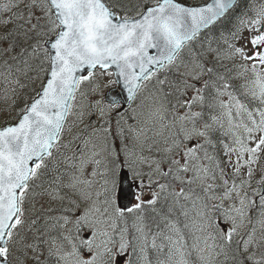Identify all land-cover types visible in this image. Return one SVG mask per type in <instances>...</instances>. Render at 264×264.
Segmentation results:
<instances>
[{
  "label": "snow or ice",
  "instance_id": "snow-or-ice-1",
  "mask_svg": "<svg viewBox=\"0 0 264 264\" xmlns=\"http://www.w3.org/2000/svg\"><path fill=\"white\" fill-rule=\"evenodd\" d=\"M135 9L136 15H129L124 0L0 3V46L8 45L0 47V87L8 114L22 94L35 92L16 122L0 127V264H53L52 258L54 264H152L149 247L167 248L166 259L156 264H217L221 255L225 264L229 258L245 264V253L251 264H264V253L256 259L249 251L264 242V4L245 8L244 0L200 5L139 0ZM231 19L237 22L227 34L221 32L217 46L209 38L205 48L198 39L202 30ZM224 60L232 62L225 66L227 73L239 69L234 78L244 80L243 95L255 102L254 110L230 91L233 77L217 71ZM105 76L115 79L102 83ZM113 85H122L127 96L102 92ZM149 88L152 109L143 126L128 125L134 145L129 147L120 111ZM208 93L214 94L207 107L220 111L204 119L193 109L205 105ZM93 115L100 123L89 122L86 128L92 131L82 139L73 129ZM217 131L230 138L223 147L233 169L231 183L209 152L216 147ZM145 149L151 155L145 156ZM254 165L259 166L255 187ZM243 169L247 179L237 183ZM217 170L224 186L219 204L211 203L218 197L209 183L217 179ZM124 178L131 179L129 191L133 184L136 190L131 191L133 203L122 206ZM193 184L205 197L192 199ZM162 196L180 205L185 217L189 213L180 201L192 200L195 262L178 221L166 225L168 234L149 238L143 213L155 211ZM225 200L231 201L227 208ZM254 209L259 210L256 222L230 257L234 237L246 218L252 223ZM55 211L59 215H45ZM129 214L134 234L127 227ZM41 219L43 227H36ZM158 237L167 244H158Z\"/></svg>",
  "mask_w": 264,
  "mask_h": 264
},
{
  "label": "rangeland",
  "instance_id": "rangeland-1",
  "mask_svg": "<svg viewBox=\"0 0 264 264\" xmlns=\"http://www.w3.org/2000/svg\"><path fill=\"white\" fill-rule=\"evenodd\" d=\"M10 26H12V25H10ZM245 35H248V33L245 32ZM195 47H196V49L198 51L201 50V45H198V46L195 45ZM204 47L205 48L207 47V42L205 43ZM187 57H188V51L186 52V55L184 56V58L187 59ZM204 58L207 61H211L212 60V57L210 55H208V54H205ZM237 63H239V61H237ZM223 65L224 66H221V65L217 64L216 68L217 69H222V73H224L226 76L233 77L232 79H229V83L234 82L237 85V87H239V91L242 92V94H243V89L241 88V85L244 83V80L241 79V78H234V77H237L239 69L233 68L231 73H227L225 71V66L226 67H232V62L228 61V60H224L223 61ZM208 66H212V64L209 63ZM109 71L111 72V70H109ZM109 79H115V78H114V76L113 77L105 76V77H103L102 83H107L109 81ZM114 87H116V85H113L110 88H103L102 92L106 94L111 88H114ZM230 91H232L234 95H236L239 99H241L240 95L238 93H236L235 90L232 87L230 88ZM150 92H151V88L143 90L140 93V98H139L138 101H135L134 104L131 105L130 107H128L127 109L123 108L120 111V115H122L124 117V119L121 121V126L124 129L126 136L129 137V140H128L129 147H132L134 145H133V142L131 140L132 133L128 132V130H127L128 125H132L133 127L143 126V121L148 119V113L151 111L152 104H153ZM213 94L214 93H208L207 94L208 95V99H207V101H206V103H205V105L203 107L196 106L193 109V111H201V112H203L204 119H208L210 115L218 114L219 111H220L218 107L217 108H213V109H209L207 107V104L212 102V95ZM97 95L100 96V94H97ZM222 99L227 101V96H224ZM6 108H7V106L0 104V117L4 118V117L9 116L8 112L6 111ZM253 110H254V108H253ZM183 111L184 110L182 109L181 113ZM170 118L171 117H169V119ZM89 122H91L93 124V126H95V125L100 123L99 119L95 115L90 116V117H86L85 123L84 124H79L77 127H75L73 129V132L74 133H80L82 139L83 138H87V133L92 131V128H90V127L86 128V125ZM149 135H151V133H149ZM68 138H69L68 136H65V139H68ZM214 140L216 141V147H215V149L210 148L209 152H210V154H214V155H216L218 157V162H220L222 164V166L225 168V171L228 174V179H229V181L231 183V181L234 178L233 169H232L231 165L228 164V159L229 158H228V156L225 155V149L223 147V145L225 143H230V138L226 137V136H223L221 134V132L217 131L216 133H214ZM77 144H79V141H77ZM116 144H117L118 147L120 146V142L119 141ZM144 155L148 156V155H151V154L147 151V149H145L144 150ZM235 162H236V158H235V156H233L232 157V163L234 164ZM205 163H208V162L205 161ZM253 167H255L257 169V174H256L255 178L253 179V187H255L256 186V181L259 179V166L254 165ZM143 171L144 172H148L149 171V169H148V167L146 165L143 167ZM246 171H247L246 169H243L242 170V175L240 177H235L237 183H239L240 179H247ZM161 182H164V181H161ZM144 183H145V185L148 184V181H147L146 178H145ZM209 183H213L214 184V192H215L216 196L218 197L217 200L211 201V203L219 204L221 202V200L219 198H222V196H223L224 186H223L222 180L219 178L218 170H217V179L214 182L213 181H209ZM153 187H155V185H153ZM191 187L194 190V195L192 196V199H195L196 195H199L200 197H205V193L204 192L201 193L202 192V188H201V186L199 184H193ZM175 188H176V191H179L180 190L179 184H176ZM196 188L197 189H201V191H196L195 190ZM135 189H136V186H135ZM185 190L187 191V186L185 187ZM150 195L151 194L147 191V189H145V197L146 198H150ZM168 198H170V197H168ZM44 203H45V207L47 208V206H48L47 198H45ZM223 203H224V207L227 208L228 205L231 203V201L225 200V201H223ZM180 204L184 205L185 210H187L188 213H189L188 217L185 218V220H184L183 224L181 225V227H183L186 223L190 224L189 229L192 231L191 225H192L193 219L195 218V210L192 207V200H181ZM39 207H40V205L37 204V209H39ZM52 207L53 208H58V205L54 203L52 205ZM258 211H259L258 209H254V210H252L249 213V217H250L252 223L250 224L248 222V219L246 218L245 222H244V227L239 229V235L234 237V238L241 239L242 236H245L246 233L248 231H250L251 227L256 222ZM128 219H131V226H132L134 217L131 214H129ZM169 222H175V221H173V220L166 221L164 223V227L161 230H158L157 233L168 234V229H167L166 225ZM123 226L124 225H120V227H123ZM127 227L129 229V233L130 234H134L133 227L131 229L129 227V224H127ZM256 228H257L256 239H257V241H260V237H261L260 225L256 224ZM196 234L199 235V233H196ZM152 235H155V234H152ZM152 235H149L150 239H151ZM157 243L158 244L159 243H164L166 245L167 241L162 240V237H158L157 238ZM209 243H211V241H209ZM201 246H203V245H201ZM249 251L250 252H255L256 253V259H260L261 253H264V242H261V246L260 247L250 248ZM166 253H167V248L166 247L161 252H157L155 249H152L151 247H149V249H148V255H149L150 260L152 261V264H154L153 260L155 262H157L158 259L159 260L166 259ZM217 258L218 257H216V260H217V263H218V259ZM132 259L135 262L136 257L133 256Z\"/></svg>",
  "mask_w": 264,
  "mask_h": 264
},
{
  "label": "trees",
  "instance_id": "trees-1",
  "mask_svg": "<svg viewBox=\"0 0 264 264\" xmlns=\"http://www.w3.org/2000/svg\"><path fill=\"white\" fill-rule=\"evenodd\" d=\"M185 4H191V5H195V4H201L206 2L207 0H179ZM3 0H0V3H2ZM139 2V0H124V3L126 5V7L128 8V14L129 15H136V9H135V5ZM261 4H264V0H244V6L245 8H250V7H259ZM254 13H252L251 11H249V15H253ZM8 15L10 14H6L4 16V19L8 18ZM238 15V13H237ZM237 21L235 19H231L229 21H225L224 23H218L215 26H212V28H210L209 30H207L203 36L199 37L198 39L202 42L205 43L207 42V39L211 38L213 39V47H216V43L215 40L219 38L221 32L227 34L228 30L232 29L235 25ZM9 28H11L12 26H8ZM2 29H0V34H2ZM11 42V39L10 41ZM200 45V43H196V46ZM7 43H5L4 45L0 46V47H7ZM17 51H19V49H17ZM187 49L184 50L183 53V57L186 55ZM15 54V53H13ZM2 63V62H0ZM217 71L222 73V69H217ZM45 79L47 77H44ZM0 81H2V77H0ZM232 85V88L235 90L236 93H238L240 95L241 100H243L245 103H251L253 105L254 108V101L249 100V98H246L242 92L239 91V87H237V85L234 82L230 83ZM36 88L39 87V85L35 86ZM83 87V86H82ZM2 94H3V88L0 87V104L7 106V104L4 102V100L2 99ZM32 95H35V92L29 90L27 93L22 94L18 99H17V103H16V107H15V111L12 112L11 115L7 116V117H0V127L5 126L6 124H13L16 122L15 120V116L17 114V112L19 111V109L21 107H23V104L25 101L30 100V97ZM99 96H93L92 99H98ZM140 98V95L138 96V98L135 101H138ZM118 117L115 116V114H113V119H112V126L115 127V120ZM71 122V121H70ZM118 142V140L116 141V143ZM196 191H201V189H195ZM203 193V191L201 192ZM58 209V208H57ZM171 209V211H170ZM45 215H52V216H56L59 215V211H55V212H46ZM143 217H144V221L143 223L147 226V230L149 231V235L152 234H156L158 230H161L164 227V223L168 220H173L175 222L178 221V226L180 227V229L182 230V233L186 239V242L188 244V251L191 253L190 255V259L192 261H196V253L192 250L191 245L194 242V237L192 234V231L189 228H185L184 226L181 227V225L183 224L184 220H185V216L182 213L181 207L178 204H175L174 201L172 200V198H167L165 199L163 196L161 197L160 201L158 202V204L155 206V211H153L151 208H146V210L143 213ZM41 223L44 224V220L41 219ZM127 224H129V227L132 229L131 226V219H128ZM190 226V224H189ZM61 230H57V231H53L51 233V235L56 236L58 235V232ZM219 242V241H218ZM240 242V239L234 238L233 240V244H232V251H230L229 255L231 257V255L235 252L236 250V245L237 243ZM247 254H244V257H242L245 260V264H251L250 261H247L246 259ZM241 257H238V259H240ZM218 263L217 264H225V258L223 255L218 256ZM154 264H156V262L153 260ZM226 264H234V261L229 258L226 262Z\"/></svg>",
  "mask_w": 264,
  "mask_h": 264
},
{
  "label": "water",
  "instance_id": "water-1",
  "mask_svg": "<svg viewBox=\"0 0 264 264\" xmlns=\"http://www.w3.org/2000/svg\"><path fill=\"white\" fill-rule=\"evenodd\" d=\"M208 2H210V1H208ZM179 3H181V2H179ZM181 4H184V3H181ZM184 5H186V4H184ZM205 30H207V29H203L202 32H204ZM152 54H155L154 50L152 51ZM109 70H113L114 71V69H109ZM121 88H122V85H117V87L109 90L107 93H111V92L115 91L118 95H122V96L126 97L127 96V92L126 91H121ZM132 103H126L124 106L128 107ZM122 183H123V188H124V194L121 197L120 204L122 206L131 205L133 203V197L131 196V191H135L134 185H132L131 191H129V185L132 183L131 179L130 178H124L122 180Z\"/></svg>",
  "mask_w": 264,
  "mask_h": 264
},
{
  "label": "flooded vegetation",
  "instance_id": "flooded-vegetation-1",
  "mask_svg": "<svg viewBox=\"0 0 264 264\" xmlns=\"http://www.w3.org/2000/svg\"><path fill=\"white\" fill-rule=\"evenodd\" d=\"M36 227L42 228L43 227V223H41V220L39 221V223L36 225Z\"/></svg>",
  "mask_w": 264,
  "mask_h": 264
}]
</instances>
